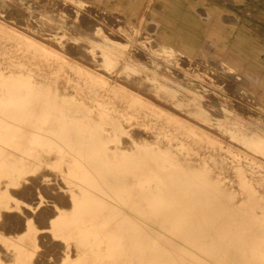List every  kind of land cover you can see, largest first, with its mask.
<instances>
[{
    "label": "rangeland",
    "instance_id": "rangeland-1",
    "mask_svg": "<svg viewBox=\"0 0 264 264\" xmlns=\"http://www.w3.org/2000/svg\"><path fill=\"white\" fill-rule=\"evenodd\" d=\"M29 1L0 0V17L3 18H0V140L3 139L0 141V211L16 210L14 212L28 219L27 228L35 235L38 248L26 264H34L37 260L40 264H257L258 251H262L264 260V69H254L231 56L219 41L224 34L204 33L217 41L192 44L167 26L160 27L162 22L172 24V2L171 16L160 19L156 13L145 9L148 0L122 5L116 0ZM47 5H52L51 9ZM18 12L22 13V18L18 17ZM87 20L90 22L84 24ZM83 25H87L86 28ZM206 29L214 28L208 26ZM46 47L61 57H44ZM75 50H80V54ZM35 65L59 71V81L52 80L55 75L50 78ZM139 75L145 77V81ZM148 83L151 86L146 87ZM161 84L169 88L166 90ZM154 89H160V93ZM170 93H176L180 103H172L173 100L165 97ZM122 107L134 111L138 120L124 118L120 113ZM208 108L210 113H207ZM145 113L152 114V118L144 117ZM209 115L214 116V122ZM217 116L227 122L217 121ZM225 122L233 130L225 129ZM191 123H196L194 128ZM202 124L204 127L214 125L213 132L216 129L221 133L214 132V138L222 143L217 144L203 135ZM102 125L113 127L115 131L106 132ZM181 134L183 138L178 141L176 137ZM154 139L160 140L165 147L163 158L154 152L147 154L143 148L148 146L154 151L150 145ZM112 152L115 154L110 156ZM249 153L259 158L254 159ZM74 158L76 161H72ZM66 160L72 163L67 165ZM205 160L214 165L216 181L225 182L222 192L229 199L217 201L212 167L204 165ZM177 163L183 169H174ZM196 164L202 165L195 167ZM150 168H153L151 172ZM158 170L165 178L163 186L154 174ZM29 172L35 177L42 175V185L56 184L67 194L68 203L51 205L41 188L36 194L39 203L31 204L15 195L29 184L28 176L32 175ZM240 173L244 174L245 188ZM135 175L143 178L135 180ZM50 205L56 209L49 227L41 228L34 218L27 217L26 211L31 215L35 212L36 216L38 211L35 210ZM43 233L51 235L54 241H61L62 247L42 260L38 255L44 251L39 238ZM20 235H12L7 240L18 243ZM252 244H255L254 249L246 250ZM140 245L146 248H138Z\"/></svg>",
    "mask_w": 264,
    "mask_h": 264
},
{
    "label": "crops",
    "instance_id": "crops-1",
    "mask_svg": "<svg viewBox=\"0 0 264 264\" xmlns=\"http://www.w3.org/2000/svg\"><path fill=\"white\" fill-rule=\"evenodd\" d=\"M137 1L116 0L121 5ZM171 2L172 24L162 22L160 27L167 26L192 44L217 41L204 33L224 34L219 41L229 54L249 67L264 69V0H148L145 9L162 19L171 16ZM208 26L214 29L207 30ZM29 229L15 233L22 235L21 241L16 244L7 240L15 234L7 235L6 231L0 230L4 233L0 238V264H26L27 259L36 253L35 235Z\"/></svg>",
    "mask_w": 264,
    "mask_h": 264
},
{
    "label": "bare ground",
    "instance_id": "bare-ground-1",
    "mask_svg": "<svg viewBox=\"0 0 264 264\" xmlns=\"http://www.w3.org/2000/svg\"><path fill=\"white\" fill-rule=\"evenodd\" d=\"M31 1V0H30ZM29 1V2H30ZM33 1V0H32ZM15 2H17V1H15ZM21 2V1H20ZM28 2V1H27ZM35 2V1H34ZM39 2V1H38ZM43 2V1H42ZM45 2V1H44ZM43 2V3H44ZM57 2V1H56ZM45 3H48V2H45ZM51 3V2H50ZM49 3V4H50ZM60 3V2H59ZM7 4H9L8 2H7ZM26 4V3H25ZM13 5V4H12ZM11 5V6H12ZM59 5V4H58ZM61 5V4H60ZM48 6H49V9H51L50 7H52V5L50 6V5H47V8H48ZM63 6V5H62ZM13 7H14V5H13ZM12 7V8H13ZM38 7H39V5H38ZM43 7V6H42ZM41 7V8H42ZM55 7V6H54ZM70 7V6H69ZM4 8V7H3ZM17 8V7H16ZM13 9V10H17L18 11V9ZM60 8H61V6H60ZM92 8H93V6H92ZM6 9V8H5ZM35 9H38L37 7L35 8ZM53 9V8H52ZM63 9V8H62ZM94 9H95V7H94ZM99 9V8H98ZM118 9H119V7H118ZM9 10H11V11H13L12 9H10L9 8ZM9 10H7V11H9ZM39 10V9H38ZM96 10V9H95ZM100 10V9H99ZM116 10H117V8H116ZM1 11V10H0ZM16 11V12H17ZM19 11H20V9H19ZM54 11V10H53ZM64 11H65V9H64ZM98 11V10H97ZM10 12V11H9ZM15 12V11H14ZM23 12H25V11H23L22 10V13ZM22 13H20L19 14V12H18V14L20 15V16H18V17H20V18H22L23 17V15H25V13H23V15H22ZM45 13V12H44ZM97 13V12H96ZM139 13V12H138ZM6 14H12V12L11 13H7L6 12ZM28 14V13H27ZM56 15H57V13H55ZM63 14V13H62ZM68 14V13H67ZM98 14H99V12H98ZM152 14V13H151ZM21 15H22V17H21ZM38 15V14H37ZM37 15H35V16H37ZM91 15V14H90ZM103 15V14H102ZM7 16V15H6ZM11 16H14V13H13V15H11ZM15 16H16V14H15ZM27 16V15H26ZM26 16H24V17H26ZM66 16H68V15H66ZM29 17V16H28ZM32 17V16H31ZM105 17V16H104ZM1 19H3L2 17H0ZM8 18H10V17H8ZM11 18H13V17H11ZM10 18V19H11ZM53 18V17H52ZM63 18V17H62ZM83 18V17H82ZM103 18V17H102ZM108 18H110V17H108ZM107 18V19H108ZM158 18V17H157ZM25 19V18H24ZM64 19V18H63ZM68 19H70V18H67V20ZM73 19V18H72ZM71 19V20H72ZM77 19V18H76ZM99 19V18H98ZM106 19V20H107ZM111 19V18H110ZM125 19V18H124ZM156 19V18H155ZM15 20H17V19H15ZM19 20H22V19H18L17 21H19ZM50 20V19H49ZM58 20V19H57ZM56 20V21H57ZM126 20V19H125ZM16 21V22H17ZM25 21V20H24ZM31 21H33V20H31ZM72 21H74V20H72ZM94 21V20H93ZM112 21H114V19H112ZM112 21H109V22H112ZM5 22V21H4ZM22 22V21H21ZM78 22V21H77ZM81 22V21H80ZM86 22L88 23V22H90V20L88 21H85V22H83L84 24H86ZM97 22V21H96ZM102 22V21H101ZM9 23V22H8ZM18 23V22H17ZM33 23H35V22H33ZM82 23V24H83ZM103 23V22H102ZM107 23V22H106ZM116 23V22H115ZM126 23V22H125ZM6 24V23H5ZM4 24V25H5ZM11 24V23H10ZM40 24V23H39ZM45 24V23H44ZM68 24V23H67ZM94 24V23H93ZM110 24V23H109ZM119 24V23H118ZM121 24V23H120ZM129 24V23H128ZM137 24V23H136ZM13 25H15V24H13ZM21 25V24H20ZM22 25H24V24H22ZM25 25H26V23H25ZM35 25H37V24H35ZM92 25V24H91ZM101 25V24H100ZM132 25V24H131ZM10 26V25H9ZM17 28H18V26L17 25H15ZM28 26V25H27ZM47 26V25H46ZM51 26V25H50ZM83 26H85V25H83ZM87 26V25H86ZM86 26H85V28H86ZM93 26H95V25H93ZM99 26V25H98ZM111 26V25H110ZM32 27H34V25L32 26ZM40 27V26H39ZM43 27V26H42ZM84 28V27H83ZM101 28V27H100ZM10 29H13V27L12 28H10ZM15 29V28H14ZM22 29V28H21ZM8 30V29H7ZM18 30H19V28H18ZM46 30V29H45ZM50 30H51V28H50ZM56 30V29H55ZM79 30V29H78ZM110 30H112V29H110ZM21 31V30H20ZM28 31V30H27ZM44 31V30H43ZM42 31V32H43ZM52 31V30H51ZM73 31V30H72ZM75 31V30H74ZM77 31V30H76ZM83 31V30H82ZM92 31V30H91ZM12 32V31H11ZM17 32V31H16ZM23 32V31H22ZM47 32H49V31H47ZM134 32H136L135 30H134ZM15 33V32H14ZM28 33H30V32H28ZM27 33V34H28ZM74 33V32H73ZM86 34H88L87 32H85ZM115 33V32H114ZM18 34H19V32H18ZM26 34V33H25ZM32 34V33H31ZM41 34V33H40ZM158 34V33H157ZM33 35H35V34H33ZM33 35H32V37H33ZM60 35V34H59ZM75 35V34H74ZM79 35V34H78ZM80 35H84V34H80ZM90 35V34H89ZM18 36H21V35H18ZM24 36V35H23ZM31 36V35H30ZM29 36V37H30ZM103 36V35H102ZM31 37V38H32ZM38 37V36H37ZM111 37V36H110ZM116 37V36H115ZM114 37V38H115ZM39 38V37H38ZM41 38V37H40ZM99 38V37H98ZM212 38V37H211ZM4 39V38H3ZM42 39V38H41ZM7 40V39H6ZM29 40V39H28ZM44 40V39H43ZM99 40V39H98ZM102 40V39H101ZM114 40V39H113ZM8 41V40H7ZM45 41V40H44ZM47 41V40H46ZM212 41V40H211ZM10 42V41H9ZM34 42H36V41H34ZM33 42V43H34ZM39 42V41H38ZM41 42V41H40ZM48 42V41H47ZM47 42H45L46 44H47ZM51 42V41H50ZM50 42H49V46H50ZM102 42V41H101ZM53 43V42H52ZM215 43V42H214ZM14 44V43H13ZM12 44V45H13ZM39 44V43H38ZM71 44V43H70ZM36 45V44H35ZM41 45H43V44H41ZM81 45V44H80ZM155 45V44H154ZM37 46V45H36ZM55 46H56V44H55ZM70 46V45H69ZM77 46V45H76ZM82 46H84V45H82ZM86 46V45H85ZM108 46V45H107ZM179 46V45H178ZM15 47H17V46H15ZM39 47V46H38ZM54 46H52V48H53ZM56 47H58L59 48V46H56ZM79 47V46H78ZM78 47H77V49H78ZM81 47V46H80ZM87 47H89V46H87ZM159 47V46H158ZM9 48V47H8ZM40 48V47H39ZM82 48H84V47H82ZM179 48V47H178ZM17 49V48H16ZM54 49V48H53ZM68 49V48H67ZM72 49V48H71ZM74 49V48H73ZM76 49V48H75ZM80 49V48H79ZM201 49V48H200ZM52 50V49H51ZM83 50V49H82ZM96 50V49H95ZM14 51V50H13ZM17 51V50H16ZM73 51V50H72ZM75 51H78V50H75ZM80 51V50H79ZM79 51H78V54H80L79 53ZM93 51V50H92ZM130 51V50H129ZM161 51V50H160ZM88 52V51H87ZM87 52H86V55H87ZM98 52V51H97ZM176 52V51H175ZM197 52V51H196ZM200 52V51H199ZM214 52V51H213ZM37 53V52H36ZM64 53V52H63ZM62 53V54H63ZM84 53V52H83ZM89 53V52H88ZM19 54V53H18ZM71 54V53H70ZM128 54V53H127ZM147 54V53H146ZM177 54V53H176ZM213 54V53H212ZM21 55V54H20ZM53 55H55V56H53ZM64 55H66V54H64ZM72 55V54H71ZM81 55H82V52H81ZM91 55H94V54H91ZM90 55V56H91ZM196 55V54H195ZM210 55V54H209ZM231 55V54H230ZM29 56V55H28ZM31 56V55H30ZM43 56L44 57H56L57 59H59L61 56H59L57 53H54V52H52V51H50L49 49H47V47L43 50ZM70 56V55H69ZM69 56H67V57H69ZM75 56V55H74ZM83 56V55H82ZM85 56V55H84ZM89 56V55H88ZM87 56V57H88ZM97 56H99V55H97ZM129 56V55H128ZM178 56V55H177ZM192 56V55H191ZM190 56V57H191ZM194 56V55H193ZM197 56V55H196ZM199 56V55H198ZM214 56V55H213ZM223 56V55H222ZM232 56V55H231ZM65 57V56H64ZM71 57V56H70ZM69 57V58H70ZM201 57V56H200ZM229 57V56H228ZM234 57V56H233ZM32 58V57H31ZM71 58H73V57H71ZM89 58V57H88ZM185 58V57H184ZM198 58V57H197ZM196 58V59H197ZM213 58V57H212ZM22 59V58H21ZM47 59V58H46ZM91 59V58H90ZM96 59V58H95ZM111 59V58H110ZM187 59V58H186ZM192 59V58H191ZM237 60H238V58H236ZM68 60V59H67ZM78 60V59H77ZM82 60V59H81ZM84 60V59H83ZM89 60V59H88ZM92 60V59H91ZM97 60V59H96ZM99 60V59H98ZM127 60V59H126ZM205 60V59H204ZM208 60V59H207ZM226 60V59H225ZM229 60V59H228ZM20 61V60H19ZM39 61V60H38ZM70 61V60H69ZM74 61V60H73ZM101 61V60H100ZM124 61V60H123ZM136 61V60H135ZM210 61V60H209ZM75 62H77V61H75ZM74 62V63H75ZM87 62V61H86ZM213 62V61H212ZM234 62H236V61H234ZM81 63V62H80ZM145 63V62H144ZM198 63V62H197ZM215 63H217V62H215ZM16 64V63H15ZM31 64V63H30ZM44 64V63H43ZM42 64V65H43ZM46 64V63H45ZM79 64V63H78ZM86 64V63H85ZM91 64V63H90ZM93 64V63H92ZM91 64V65H92ZM96 64V63H95ZM221 64V63H220ZM42 65H35L36 66V68H38V69H40V70H43V71H45V72H47V74H48V76L50 77V78H52V76H54L55 75V78H53L52 80H54V81H59V71H57V70H55V69H50V68H47L48 70H46V68H44ZM47 65V64H46ZM76 65V64H75ZM89 65V64H88ZM87 65V66H88ZM94 65V64H93ZM100 65V64H99ZM121 65H123V64H121ZM196 65V64H195ZM236 65V64H235ZM80 66V65H79ZM78 66V67H79ZM82 66V65H81ZM149 66V65H148ZM151 66V65H150ZM149 66V67H150ZM207 66V65H206ZM214 66V65H213ZM221 66V65H220ZM89 67V66H88ZM95 68H96V66H94ZM193 67V66H192ZM202 67H204V66H202ZM223 67V66H222ZM76 68H77V66H76ZM171 68V67H170ZM230 68H232V67H230ZM111 69V68H110ZM141 69V68H140ZM212 69V68H211ZM224 69V68H223ZM241 69V68H240ZM14 70V69H13ZM105 70V69H104ZM156 70V69H155ZM220 70V69H219ZM244 70H245V68H244ZM11 71V70H10ZM94 71V70H93ZM98 71V70H97ZM100 71H102V70H100ZM99 71V72H100ZM109 71V70H108ZM154 71V70H153ZM160 71V70H159ZM165 71V70H164ZM163 71V72H164ZM230 71V70H229ZM233 71V70H232ZM259 71H262V70H259ZM68 72H70V71H68ZM107 72V71H106ZM157 72V71H156ZM223 72V71H222ZM225 72V71H224ZM227 72H228V70H227ZM248 72V71H247ZM264 72V71H263ZM34 74H35V72H33ZM105 73V72H104ZM130 73V72H129ZM141 73V72H140ZM166 73V72H165ZM168 73V72H167ZM170 73V72H169ZM243 73V72H242ZM260 73V72H259ZM7 74V73H6ZM131 74V73H130ZM145 74V73H144ZM161 74V73H160ZM239 74V73H238ZM246 74V73H245ZM92 75V74H91ZM97 75H99L98 73H97ZM106 75V74H105ZM133 75V74H132ZM215 75V74H214ZM231 75V74H230ZM247 75V74H246ZM254 75V74H253ZM14 76V75H13ZM102 76V75H101ZM108 76V75H107ZM139 76H141L142 78H143V76L142 75H139ZM233 76V75H232ZM38 77V76H37ZM65 77V76H64ZM104 77H106V76H104ZM136 77V76H135ZM251 77V76H250ZM249 77V78H250ZM103 78V77H102ZM140 78V77H139ZM139 78H134L135 80L136 79H138V80H142V79H139ZM145 78V77H144ZM143 78V79H144ZM234 78V77H233ZM246 78V77H245ZM63 79V78H62ZM109 79V78H108ZM111 79V78H110ZM125 79V78H124ZM128 79V78H127ZM132 79V78H131ZM133 79V80H134ZM227 79V78H226ZM251 79V78H250ZM13 80V79H12ZM36 80V79H35ZM64 80V79H63ZM100 80V79H99ZM130 80V79H129ZM150 80V79H149ZM152 81H154L153 80V78L151 79ZM167 80H168V78H167ZM66 81V80H65ZM102 81V80H101ZM127 81V80H126ZM144 81H145V79H144ZM144 81H141V82H144ZM172 81V80H171ZM238 81V80H237ZM27 82V81H26ZM102 82H104V81H102ZM111 82V81H110ZM129 82H131V81H129ZM148 82V81H147ZM150 82V81H149ZM159 82H160V80H159ZM231 82V81H230ZM241 82V81H240ZM29 83V82H28ZM64 83V82H63ZM116 83V82H115ZM119 83V82H118ZM173 83V82H172ZM177 83V82H176ZM217 83V82H216ZM21 84V83H20ZM56 84V83H55ZM110 84V83H109ZM134 84V83H133ZM152 84V86L154 85V87H155V84H153V83H151ZM157 84V83H156ZM158 84H160V83H158ZM184 84V83H183ZM247 84V83H246ZM15 85H17V84H15ZM27 85V84H26ZM25 85V86H26ZM31 85V84H30ZM58 84H56V86H57ZM71 85H72V83H71ZM114 85V84H113ZM112 85V86H113ZM125 85V84H124ZM139 85V84H138ZM147 85H150L149 83L148 84H146V87H149V86H147ZM162 85V84H161ZM195 85V84H194ZM237 85V84H236ZM254 85V84H253ZM53 86V85H52ZM62 86H64V85H62ZM61 86V87H62ZM101 86V85H100ZM107 86H108V84H107ZM111 86V85H110ZM135 86V85H134ZM141 86V85H140ZM151 86V85H150ZM158 88H163V87H159L158 85H156ZM162 86H164V85H162ZM171 86V85H170ZM185 86V85H184ZM251 86V85H250ZM249 86V87H250ZM18 87V86H17ZM41 87H42V85H41ZM120 87V86H119ZM122 87V86H121ZM128 87H130V86H128ZM133 87V86H132ZM142 87H143V85H142ZM145 87V89H147ZM165 87V89L167 88H169V87H167V86H164ZM191 87V86H190ZM25 88V87H24ZM29 88H30V86H29ZM59 88V87H58ZM153 88V87H152ZM151 88V89H152ZM156 88V87H155ZM187 88V87H186ZM256 88V87H255ZM22 89H23V87H22ZM113 89V88H112ZM123 89H125V88H123ZM150 89V88H149ZM166 89V90H167ZM171 89V88H170ZM189 89V88H188ZM239 89V88H238ZM21 90V89H20ZM35 89H33L32 91H34ZM61 90V89H60ZM86 90V89H85ZM97 90V89H96ZM127 90H129V89H127ZM131 91H132V89H130ZM148 90V89H147ZM155 90V89H154ZM154 90H153V92H152V94L154 93ZM160 90V89H159ZM159 90L157 89V91L155 90V92H159ZM165 90V91H166ZM172 90V89H171ZM190 90V89H189ZM235 90V89H234ZM241 90V89H240ZM244 90V89H243ZM25 91V90H24ZM27 91H29V90H27ZM26 91V92H27ZM135 91V90H134ZM138 90H136V92H137ZM140 91V90H139ZM150 91H152V90H150ZM169 91V90H168ZM172 91H174V90H172ZM200 91H201V88H200ZM257 91V90H256ZM69 92V91H68ZM107 92V91H106ZM144 92H146V91H144ZM170 92V91H169ZM176 92V91H175ZM240 92V91H239ZM39 93V92H38ZM53 93V92H52ZM58 93V92H57ZM63 93H64V91H63ZM67 93V92H66ZM65 93V94H66ZM141 93V92H140ZM160 93V92H159ZM162 93V92H161ZM177 93V92H176ZM176 93H170V94H168L167 96L165 95V97H167V99H170V100H173V102L172 103H180V102H178L176 99ZM245 93H246V91H245ZM257 93V92H256ZM34 94V93H33ZM131 94V93H130ZM143 94V93H142ZM141 94V95H142ZM157 94V93H156ZM162 94H164V93H162ZM158 95V94H157ZM226 95V94H225ZM228 95V94H227ZM230 95V94H229ZM254 95V94H253ZM65 96V95H64ZM126 96V95H125ZM130 96V95H129ZM137 96V95H136ZM139 96V95H138ZM160 96V95H159ZM178 96H179V94H178ZM208 96V95H207ZM210 96V95H209ZM247 96V95H246ZM256 96V95H255ZM70 97V96H69ZM156 97V96H155ZM164 97V98H165ZM182 97V96H181ZM185 97H188V96H185ZM184 97V98H185ZM250 97V96H249ZM31 98V97H30ZM139 98H142L141 96L139 97ZM148 98V97H147ZM164 98H162V99H164ZM136 99V98H135ZM150 99V98H149ZM189 99V98H188ZM26 100H28L27 98H26ZM129 100V99H128ZM144 100V99H143ZM158 100V99H157ZM165 100V99H164ZM178 100H180V98L178 99ZM135 101V100H134ZM138 101L139 100H136L135 102L136 103H138ZM145 101V100H144ZM153 101V100H152ZM177 101V102H176ZM190 101H192L191 99H190ZM213 101V100H212ZM215 101V100H214ZM213 101V102H214ZM141 102V101H140ZM161 102V101H160ZM169 102V101H168ZM182 102H185V100L183 101L182 100ZM194 102V101H193ZM205 102V101H204ZM153 103V102H152ZM151 103V104H152ZM154 103H156V102H154ZM170 103V102H169ZM191 103V102H190ZM207 103H209V102H207ZM241 103V102H240ZM146 104V103H145ZM160 104V103H159ZM158 104V105H159ZM184 104V103H183ZM195 104H197V103H195ZM194 104V105H195ZM221 104V103H220ZM156 105L157 104H154V106L156 107ZM186 106H187V104H185ZM205 105V104H204ZM210 105H212V103L210 104ZM209 105V106H210ZM218 105V104H217ZM243 105V104H242ZM152 106H153V104H152ZM160 106V105H159ZM158 106V107H159ZM172 106H174V104H171V107ZM179 106V105H178ZM178 106H177V108H178ZM193 106V105H192ZM197 106V105H196ZM221 106V105H220ZM225 106V105H224ZM161 107V106H160ZM170 107V106H169ZM181 107V106H180ZM182 107H185V106H182ZM191 107V106H190ZM208 107V106H207ZM215 107V106H214ZM214 107H213V109H214ZM13 108V107H12ZM162 108V107H161ZM160 108V109H161ZM187 108H188V106H187ZM194 108V107H193ZM203 108H205L204 106H203ZM228 108V107H227ZM163 109H166V108H163ZM171 109V108H170ZM190 109V108H189ZM197 109V108H196ZM195 109V110H196ZM220 109V108H219ZM254 109V108H253ZM157 110V109H156ZM173 110V109H172ZM176 110H178V109H176ZM180 110H182V109H179V111ZM194 110V109H193ZM193 110H190V111H193ZM203 110V109H202ZM217 110V109H216ZM164 111H166V110H164ZM168 111V110H167ZM166 111V112H167ZM171 111V110H170ZM189 111V112H190ZM197 111V110H196ZM203 111H205V110H203ZM227 111H229V110H227ZM159 112H161V111H159ZM175 112V111H174ZM177 112V111H176ZM181 113H182V111H180ZM185 112V111H184ZM188 112V113H189ZM214 112V111H213ZM222 112V111H221ZM230 112V111H229ZM120 113H121V115L124 117V118H126V119H129V120H131V121H133V120H138V118L136 117L137 115L134 113V111H132V110H130V109H126V108H124V107H122V108H120ZM187 113V112H186ZM191 113V112H190ZM193 114H194V112H192ZM198 113V112H197ZM207 113H210V111H209V108H208V112ZM216 113V112H215ZM231 113V112H230ZM79 114H81V113H79ZM78 114V115H79ZM185 114V113H184ZM196 114V113H195ZM205 114V113H204ZM252 114V113H251ZM77 115V116H78ZM173 115H174V113H173ZM176 115V114H175ZM175 115H174V117H175ZM202 115V114H201ZM220 115V114H219ZM168 116V115H167ZM178 116V115H177ZM184 116V115H183ZM188 116H190V115H188ZM193 116V115H192ZM191 116V117H192ZM198 116H199V114H198ZM210 116V115H209ZM220 116H222V115H220ZM144 117H146V118H152V114H149V113H145L144 114ZM200 117V116H199ZM211 117V116H210ZM212 117H214V116H212ZM212 117H211V120H212ZM218 118H217V121H218V119L220 120L221 118H219V116H217ZM100 118H102V116L100 115ZM202 118V117H201ZM215 118H216V115H215ZM178 119H181L180 117L178 118ZM182 119H184V118H182ZM186 119V118H185ZM191 120V122L193 121V119L192 118H190ZM203 120V119H202ZM202 120H200V122L202 121ZM205 120V119H204ZM223 122L224 121H226V120H224V119H221ZM233 120V119H232ZM256 120V119H255ZM84 121V120H83ZM187 121V120H186ZM189 121V120H188ZM189 121V122H190ZM197 121V120H196ZM199 121V120H198ZM216 121V120H215ZM250 121V120H249ZM254 121V120H253ZM180 122V121H179ZM189 122H187V123H189ZM199 122V123H200ZM204 122V121H203ZM206 122V121H205ZM212 122H214L213 120H212ZM227 122V121H226ZM225 122V123H226ZM228 122H230V121H228ZM22 123V122H21ZM24 123V122H23ZM22 123V124H23ZM202 123V122H201ZM208 124H209V121L207 122ZM220 123H221V121H220ZM230 123H233V122H230ZM133 124V123H132ZM176 124V123H175ZM174 124V126H176V127H178L177 125H175ZM185 124V123H184ZM192 124V123H191ZM190 124V125H191ZM222 124V123H221ZM228 123H226V126L224 127L225 129H231L230 127H227L228 125H227ZM235 124V123H234ZM254 124V123H253ZM262 124V123H261ZM24 125V124H23ZM39 125V124H38ZM193 125V124H192ZM195 125H196V123H195ZM195 125H193L192 127L194 128V126ZM203 125V124H202ZM224 125V124H223ZM258 125V124H257ZM4 126H5V124H4ZM136 126V125H135ZM144 126H145V124H144ZM153 126V125H152ZM198 126H199V128H201L200 127V125L198 124ZM262 126V125H261ZM148 127H150V126H148ZM147 127V128H148ZM236 127H237V125H236ZM235 127V128H236ZM263 127V126H262ZM101 128L104 130V131H106V132H109V133H113L114 131H115V129L113 128V127H108V126H105V125H102L101 126ZM124 128V127H123ZM156 128V127H155ZM179 128V127H178ZM191 128V127H190ZM196 128V127H195ZM203 128H204V134L203 135H205L208 139H212L213 141H217V144H220V143H222V141L220 142L219 141V139H216V138H214V135L213 134H216V133H218L217 132V130L215 129V131L214 132H216V133H214L213 132V129H214V125L212 126V125H208L207 127L205 126L204 127V125H203ZM239 128V127H238ZM250 128V127H249ZM158 129V128H157ZM241 129V128H240ZM239 129V130H240ZM167 130V129H166ZM203 130V129H202ZM231 130H233V129H231ZM230 130V131H231ZM236 130H238V129H236ZM235 130V131H236ZM161 131V130H160ZM241 131V130H240ZM242 131H244V129H242ZM241 131V132H242ZM249 131V130H248ZM4 132H6V131H4ZM245 132V131H244ZM244 132H242L243 134H244ZM128 133V132H127ZM130 133V132H129ZM132 133V132H131ZM156 133V132H155ZM154 133V134H155ZM158 133H161V132H158ZM157 133V134H158ZM227 133V132H226ZM246 133V132H245ZM249 133V132H248ZM218 134H220L221 135V133H218ZM254 134V133H253ZM128 135V134H127ZM174 135V134H173ZM103 136V135H102ZM106 136V135H105ZM150 136V135H149ZM183 136V134H181V135H179V136H175L176 137V139L178 140V141H180V139L181 138H183L182 137ZM195 136H197V135H195ZM216 136H218V135H216ZM245 136H247V135H245ZM250 136V135H249ZM248 136V137H249ZM127 137H129V136H127ZM155 137V136H154ZM224 137V136H223ZM2 138V137H1ZM220 138V137H219ZM228 138V137H227ZM226 138V139H227ZM252 138H253V136H252ZM257 139V137H255L254 136V139ZM263 138V137H262ZM261 138V139H262ZM141 139H143V138H141ZM148 139V138H147ZM160 139V138H159ZM249 139H250V137H249ZM260 139V138H259ZM260 139V140H261ZM3 140V139H2ZM2 140H0L1 142H2ZM131 140V139H130ZM136 140H137V138H136ZM145 141H146V139H144ZM149 140V139H148ZM147 140V141H148ZM93 141V140H92ZM143 141V140H142ZM151 141V140H150ZM182 141V140H181ZM228 141V140H227ZM256 141H258V140H256ZM130 142H132V141H130ZM225 142V141H224ZM260 142V141H259ZM262 142V141H261ZM34 143V142H33ZM146 143V142H145ZM185 143V142H184ZM1 144V143H0ZM147 144V143H146ZM168 144V143H167ZM186 145H187V148H191L190 147V145H189V143L188 142H186L185 143ZM228 144V143H227ZM230 144V143H229ZM122 145V144H121ZM131 145V144H130ZM129 145V146H130ZM133 145V144H132ZM150 145H153V147H154V151H151V150H149L148 149V146H143V148L146 150V152H147V154H152L151 152H154V154L155 155H157L158 157H162L163 156V154H165L166 152H165V147H164V145L160 142V140H158V139H154L152 142H151V144ZM222 145V144H221ZM1 146V145H0ZM6 146V145H5ZM223 146V145H222ZM233 146V145H232ZM111 148H114V145H112L111 144V146H110ZM118 147H120V146H118ZM130 147H132V146H130ZM138 147V146H137ZM221 147V146H220ZM229 147H231V146H229ZM61 148H63V147H61ZM60 148V149H61ZM124 148V147H123ZM133 148V147H132ZM183 148V147H182ZM234 148V147H233ZM238 148V147H237ZM7 149V148H6ZM192 149V148H191ZM242 149V148H241ZM126 150H128V149H126ZM8 151V150H7ZM56 151V150H55ZM238 151V150H237ZM243 151V150H242ZM174 152V151H173ZM191 152V151H190ZM247 152V151H246ZM73 153V152H72ZM137 153V152H136ZM115 153H111L110 154V156H113ZM161 154H162V156H161ZM242 154V153H241ZM4 155H5V153H4ZM10 155V154H9ZM190 155V154H189ZM249 155L252 157V158H254V159H258L259 157L257 156V155H255V154H252V153H249ZM6 156V155H5ZM109 156V155H108ZM192 156V155H191ZM201 156V155H200ZM59 157V156H58ZM71 157V156H70ZM241 157V156H240ZM43 158V157H42ZM41 158V159H42ZM163 158V157H162ZM251 158V159H252ZM19 159V158H18ZM17 159V160H18ZM178 159H179V157H178ZM261 160H263V159H261ZM72 161H76V158H74ZM182 161V160H181ZM258 161V160H257ZM13 162V161H12ZM51 162V161H50ZM54 162V161H53ZM64 162V161H63ZM192 162V161H191ZM255 162V161H254ZM259 162V161H258ZM15 163V162H14ZM17 163V162H16ZM33 163V162H32ZM44 163V162H43ZM47 163V162H46ZM66 163H67V165L68 164H71L72 162L70 161V160H66ZM261 163V162H260ZM263 163H264V160H263ZM11 164V163H10ZM47 164H49V163H47ZM204 165H209V168L210 167H212V169H211V175H212V177H213V179H214V186H213V189H214V191H215V194L214 195H216L215 197H217V201L218 200H223V199H229V197L228 196H223V192H222V190H223V185H224V183H219V182H217L216 181V175H217V173H216V171H215V169L213 168V166L214 165H212V163H208L206 160L204 161V163H203ZM64 165V164H63ZM176 166L174 167V169H183V167H182V165L180 164V163H177V164H175ZM185 165V164H184ZM202 164H196L195 165V167L196 166H201ZM43 166V165H42ZM41 166V167H42ZM127 166V165H126ZM193 166V165H192ZM191 166V167H192ZM10 167V166H9ZM70 167V166H69ZM185 167V166H184ZM190 168V167H189ZM205 168V167H204ZM41 169V168H40ZM45 169V168H44ZM151 170H149L150 172L153 170V168H150ZM191 169V168H190ZM206 169V168H205ZM64 170H65V168H64ZM72 170V169H71ZM186 170H188V169H186ZM192 170V169H191ZM204 170V169H203ZM207 170V169H206ZM205 170V171H206ZM27 171V170H26ZM39 171V170H38ZM37 171V172H38ZM159 171V172H158ZM158 171H155L156 173H154L156 176L155 177H157L161 182H160V184H162V186L164 185V181H165V178H164V176L162 175V172L160 171V170H158ZM207 171H209V170H207ZM244 172V171H243ZM29 173H33V172H29ZM50 173V172H49ZM59 173H60V171H59ZM80 174V173H79ZM8 175H10V174H8ZM14 175V174H13ZM17 175V174H16ZM33 175V174H32ZM32 175H30V176H28L29 177V179H28V182H29V184H25L24 185V187L22 188V190H21V188L19 189L20 191H18V193L16 194L15 193V195H17V196H19V197H21L22 199H25V200H27L28 202H30L31 204H32V202H38L39 201V196H37L36 194H37V189H42V191H43V195H45L46 196V198L49 200V202L51 203V205L53 204V203H57V204H62V206H63V204H67L68 203V201H69V198L65 195V194H63V192L61 191V190H59L57 187H56V184H55V186L54 185H42L41 184V178H43L42 177V175H40V176H38V177H35L34 175L32 176ZM38 175H39V173H38ZM49 175H51L52 177H54L53 176V174L52 173H50ZM69 175V174H68ZM240 175H241V180H242V184H243V187L245 188V186L247 185L246 184V182H245V177H244V174H242V173H240ZM1 176V175H0ZM48 176V175H47ZM142 175H135V176H133V179H135V180H139V179H142L143 177H141ZM225 176V175H224ZM31 177V178H30ZM35 177V178H34ZM46 177V176H45ZM22 179V178H21ZM45 179H47V178H45ZM56 179V178H55ZM112 179V178H111ZM222 179V178H221ZM52 180V179H51ZM54 180V179H53ZM61 180V179H60ZM235 180V179H234ZM18 181V180H17ZM22 181H24V179L22 180ZM21 181V182H22ZM116 181V180H115ZM158 181V180H157ZM223 181V180H222ZM51 182V181H50ZM66 182V181H65ZM198 182V181H197ZM13 183V182H12ZM15 183V182H14ZM23 183V182H22ZM21 183V184H22ZM58 183V182H57ZM255 183V182H254ZM17 185V184H16ZM61 185V184H60ZM175 185V184H174ZM192 185V184H191ZM58 186V185H57ZM69 186V185H68ZM13 187V186H12ZM229 187V186H228ZM237 187V186H236ZM156 188V187H155ZM233 188H235V187H233ZM16 189H18V188H16ZM236 189V188H235ZM259 190V189H258ZM41 191V190H40ZM61 191V192H60ZM68 191V190H67ZM72 191V190H71ZM156 191V190H155ZM161 191V190H160ZM10 192V191H9ZM70 192V191H69ZM71 193V192H70ZM235 193H236V191H235ZM1 194V193H0ZM39 194V193H38ZM222 195V197H221V195ZM3 195V194H2ZM1 196V195H0ZM44 196V197H45ZM237 196V195H236ZM150 197H153V196H150ZM16 198V197H15ZM71 198V197H70ZM19 200V199H18ZM22 201V200H21ZM73 201V200H72ZM7 202V201H6ZM5 202V203H6ZM39 203V202H38ZM37 203V204H38ZM50 203H48V204H50ZM2 204V203H1ZM16 204H20V203H16ZM47 206V207H44V208H42V209H40V210H35V211H38V213L36 214V216H35V212H33L34 213V215L32 214H30V212L29 211H26V209H25V211H26V213L28 214V216L27 217H31L32 219L34 218V220H35V224H38L39 225V227H41V228H43V227H49L48 226V224H49V220L51 219V218H53L54 217V214H55V209L53 208V206ZM60 206V205H59ZM7 207V206H6ZM26 207V206H25ZM9 208V207H8ZM7 208V209H8ZM20 208V207H19ZM27 208V207H26ZM22 209V208H21ZM35 209V208H34ZM3 210V209H2ZM0 211V213H1V221H0V230H4V231H6L5 233L7 234V235H12V234H15V233H18V232H24L25 230H27L28 228V226H27V220L28 219H26L25 217H22L21 216V214H19V213H17V212H14V211H16V210H14L13 212L12 211ZM6 210V209H5ZM71 209H69V211H70ZM22 211H23V209H22ZM64 211H65V209H64ZM67 211V210H66ZM237 212H239V211H237ZM257 212V211H256ZM259 212V211H258ZM188 217V216H187ZM207 222H208V220H207ZM262 222H264V221H262ZM212 223V222H211ZM210 225V224H209ZM34 226V225H33ZM51 227V226H50ZM167 227V226H166ZM202 227V226H201ZM215 227V226H214ZM199 229V228H198ZM49 230V229H48ZM159 230V229H158ZM205 231H207V230H205ZM46 232V231H45ZM200 232H201V230H200ZM203 233H204V231H203ZM202 233V234H203ZM206 233V232H205ZM204 233V234H205ZM4 234V233H3ZM36 234H37V232H36ZM46 234V235H45ZM155 234H157V233H155ZM198 234V233H197ZM201 234V235H202ZM19 235V234H18ZM152 235V234H151ZM211 235V234H210ZM209 235V236H210ZM61 236V235H60ZM14 237V236H13ZM200 237V236H199ZM203 237V236H202ZM2 238V237H1ZM37 238V237H36ZM39 238H40V244L42 245L41 247H42V249L44 250V251H41L40 253H39V255H38V257L39 258H41L42 260L44 259V258H46L48 255H50V254H52V252L55 250H58V249H60L61 247H62V242L61 241H54V239H53V237L51 236V235H49V234H47V233H43L41 236H39ZM60 239L62 238V236L61 237H59ZM156 238V237H155ZM204 238V237H203ZM206 238H208V237H206ZM215 238V237H214ZM70 239V238H69ZM68 239V240H69ZM213 239V238H212ZM36 240V239H35ZM63 240H64V237H63ZM204 240V239H203ZM208 239H206V241H207ZM216 240H217V238H216ZM47 241V242H46ZM64 241H66V240H64ZM91 241V240H90ZM159 241V240H158ZM205 241V242H206ZM0 242H2L1 240H0ZM153 242V241H152ZM163 242V241H162ZM167 242V241H166ZM165 243V242H164ZM219 243H220V241H219ZM219 243H217V244H219ZM16 244V243H15ZM37 244H38V242H37ZM36 244V245H37ZM158 244V243H157ZM167 244H169V243H167ZM237 244V243H236ZM68 245V244H67ZM77 245V244H76ZM204 245V244H203ZM202 245V246H203ZM214 245V244H213ZM223 245V244H222ZM162 246V245H161ZM201 246V247H202ZM217 246V245H216ZM253 246H255V244H252V245H250V247H248V248H246V250L248 249V250H251V249H254L253 248ZM11 247V246H10ZM63 247H64V245H63ZM69 247V246H68ZM221 247V246H220ZM223 248H225L224 246H222ZM233 247V246H232ZM8 248V247H7ZM38 248V247H37ZM36 248V249H37ZM58 248V249H57ZM65 248V247H64ZM138 248H141V249H145L146 248V246H142V245H140V246H138ZM166 248V247H165ZM207 248V247H206ZM212 248H213V246H212ZM75 249V248H74ZM81 249V248H80ZM105 249V248H104ZM168 249H169V247H168ZM170 249H171V247H170ZM173 249V248H172ZM205 249V248H204ZM203 249V250H204ZM208 249H209V247H208ZM214 249V248H213ZM218 249V248H217ZM227 249V248H226ZM226 249H224V250H226ZM67 250V249H66ZM83 250V249H82ZM166 250V249H165ZM216 250V249H215ZM245 250V251H246ZM256 250V249H255ZM9 251V250H8ZM103 251V250H102ZM168 251V250H167ZM211 251V250H210ZM258 251V250H257ZM37 252V251H36ZM164 252V251H163ZM171 252V251H170ZM213 252V251H212ZM220 252H221V250H220ZM222 252H223V249H222ZM227 252V251H226ZM230 252V251H229ZM234 252V251H233ZM259 252V255H258V258L256 259V262H257V264H264L263 262H264V260L261 258V256H262V251H258ZM6 253H7V250H6ZM10 253V252H9ZM18 253V252H17ZM57 253V252H56ZM172 253V252H171ZM1 254V253H0ZM14 254H15V252H14ZM14 254H13V256H14ZM32 254V253H31ZM34 254V253H33ZM59 254V253H58ZM67 254V253H66ZM206 254V253H205ZM207 254H208V252H207ZM223 254V253H222ZM221 254V255H222ZM226 254V253H225ZM233 254V253H232ZM234 254H235V252H234ZM6 255H8V254H6ZM11 255H12V253H11ZM70 255H71V252H70ZM211 254H209V256H210ZM227 255V254H226ZM239 255V254H238ZM84 256V255H83ZM228 256V255H227ZM33 257H35V256H33ZM93 257H95V256H93ZM211 257V256H210ZM209 257V258H210ZM217 257H219V256H217ZM226 257V256H225ZM230 257H231V255H230ZM234 257H238L237 255H235ZM1 258V257H0ZM8 258V257H7ZM13 258V257H12ZM12 258H11V261H12ZM55 258H57V256L55 257ZM62 258V257H61ZM73 258V257H72ZM208 258V259H209ZM214 258V257H213ZM219 258H221V257H219ZM15 259V258H14ZM13 259V260H14ZM31 259H32V257H31ZM53 259V258H52ZM70 259V258H69ZM228 260H229V258H227ZM231 259V258H230ZM238 259V258H237ZM241 259V258H240ZM2 260V259H1ZM78 260V259H77ZM125 260V259H124ZM231 260H233V259H231ZM244 260V259H243ZM61 261V260H60ZM74 261V260H73ZM210 261V260H209ZM217 261H219V260H217ZM225 261H227V260H225ZM13 262V261H12ZM54 262V261H53ZM84 262V261H83ZM243 262V261H242ZM242 262H240V263H242ZM3 263V262H2ZM1 263V264H2ZM14 263V262H13ZM41 263V261L40 260H37V262L36 263H34V264H40ZM94 263V262H93ZM4 264V263H3ZM7 264V263H6ZM48 264V263H47ZM70 264V263H69Z\"/></svg>",
    "mask_w": 264,
    "mask_h": 264
}]
</instances>
